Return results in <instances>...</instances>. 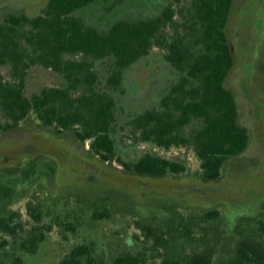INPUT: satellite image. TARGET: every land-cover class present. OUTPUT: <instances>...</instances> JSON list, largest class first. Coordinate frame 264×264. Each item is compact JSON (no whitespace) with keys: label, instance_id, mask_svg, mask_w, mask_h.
I'll use <instances>...</instances> for the list:
<instances>
[{"label":"trees","instance_id":"1","mask_svg":"<svg viewBox=\"0 0 264 264\" xmlns=\"http://www.w3.org/2000/svg\"><path fill=\"white\" fill-rule=\"evenodd\" d=\"M95 1L47 0L36 14L3 15L0 69L10 75L0 71V139L30 128L69 133L82 148L88 145L85 153L73 148L72 165L86 168L90 181L110 173L122 189L82 194L53 185L47 193L57 161L31 158L2 167L0 264H30L55 227L63 235L56 264H264V221L237 236L240 227L231 228L217 208L199 211L203 202L176 200L166 213L138 207V201L149 204L153 186L180 188L181 178L198 191L216 184L226 161L249 145L250 130L226 83L235 65L228 35L234 0H170L152 14L120 16L106 27L80 15ZM156 47L172 80L156 106L127 123L141 142L192 148L200 162L195 172L151 152L134 159L117 153L115 92L123 90L127 69ZM33 67L53 71L62 83L27 91ZM22 200L25 218L14 208Z\"/></svg>","mask_w":264,"mask_h":264},{"label":"rangeland","instance_id":"2","mask_svg":"<svg viewBox=\"0 0 264 264\" xmlns=\"http://www.w3.org/2000/svg\"><path fill=\"white\" fill-rule=\"evenodd\" d=\"M46 1L0 0V21L5 13L14 10H25L29 14H36ZM168 1L170 0H96L91 6L83 9L80 15L89 23L106 27L120 16L138 17L152 14ZM228 35L234 52L235 65L226 83L235 93L241 122L250 130L251 138L248 147L240 155L226 161L222 177L217 181L218 184H203L205 190L198 191L189 188L188 183H185L189 181L181 178L180 188L168 189L165 186H153L149 188L146 197L149 204L138 201V207L166 213L167 207L176 200L203 202L200 204L202 208H197L199 211L217 208L223 216H227V223L231 228L240 227L238 236L254 233L258 229L260 220H264V0H234L228 23ZM99 67L104 69V64L100 63ZM0 71L1 74L9 77L7 69L2 68ZM172 75L171 67L163 60L162 53L157 47L150 55L127 69L122 85L123 90L115 92L117 124L114 137L117 153L124 159H134L143 153L151 152L183 161L190 172H195L199 170L200 162L192 148L175 146L164 149L141 142L135 134L131 133V126L127 123L135 114L158 104L161 94L172 80ZM61 83V77L53 71L43 67H33L28 77L27 91L40 90L44 86ZM73 148L85 153L88 145L82 148L69 133L48 135L33 128L32 130L31 128L30 130L22 129L0 139V169L16 166L24 159L55 160L59 166L56 176L47 179V193L54 192L53 185H57V191L59 188L65 191L77 188V191L82 194H86L85 188L88 191L92 188L122 189L121 182L114 180L110 173L101 176L97 181L87 180L84 176L87 169L72 165L76 162ZM87 164L92 170L95 169L90 161H87ZM117 164V161L114 162V165ZM116 193L114 191L113 194L116 195ZM43 195L44 193L41 192V197ZM218 199L220 202L215 203ZM225 203L227 204L226 213ZM14 208L20 209L23 218L26 217L25 200L17 203ZM208 227L211 225L207 226V229ZM226 228L225 230H228ZM133 230L130 229L128 233L131 234ZM62 236L58 227L53 228L47 242L43 243L36 254L30 257L29 263L56 264L63 253ZM105 243L108 242L105 241ZM137 243L141 244L139 240L136 241ZM221 243L223 240H220Z\"/></svg>","mask_w":264,"mask_h":264},{"label":"flooded vegetation","instance_id":"3","mask_svg":"<svg viewBox=\"0 0 264 264\" xmlns=\"http://www.w3.org/2000/svg\"><path fill=\"white\" fill-rule=\"evenodd\" d=\"M24 160H25V159H24ZM28 160H29V159H28ZM226 209H227V205H226V207H225V210H224V211H225V213H226ZM262 214H263V213H262ZM263 215H264V214H263ZM261 221H264V220H261Z\"/></svg>","mask_w":264,"mask_h":264}]
</instances>
